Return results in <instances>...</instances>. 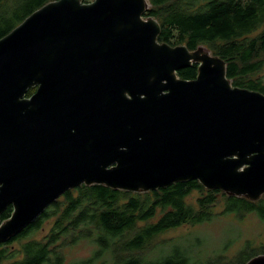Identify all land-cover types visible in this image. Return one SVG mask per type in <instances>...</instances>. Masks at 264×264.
Here are the masks:
<instances>
[{"label": "water", "instance_id": "obj_1", "mask_svg": "<svg viewBox=\"0 0 264 264\" xmlns=\"http://www.w3.org/2000/svg\"><path fill=\"white\" fill-rule=\"evenodd\" d=\"M149 8L56 0L0 40V245L83 185L264 196V94L233 86L204 46L159 42ZM193 64L196 79L178 77Z\"/></svg>", "mask_w": 264, "mask_h": 264}, {"label": "trees", "instance_id": "obj_2", "mask_svg": "<svg viewBox=\"0 0 264 264\" xmlns=\"http://www.w3.org/2000/svg\"><path fill=\"white\" fill-rule=\"evenodd\" d=\"M56 0H0V40L30 15ZM90 3L94 0H82ZM145 17L161 26L159 42L185 45L190 51L204 46L226 63L232 85L264 94V0H148ZM198 65L178 72L194 80ZM37 88L29 90L28 97ZM197 193L196 204L188 199ZM223 212L239 218L256 214L264 220V196L257 202L208 190L198 181L133 193L103 185L81 186L68 191L21 234L0 245V264H222L227 258L200 257L192 238L161 240L182 226L211 222L219 201ZM13 207L0 216L10 219ZM54 220L42 240L31 238ZM94 249L90 258L68 262L67 250L81 242ZM15 244L19 246L15 247ZM13 245V246H12ZM187 245V247H186ZM249 254L239 264L258 255L250 242ZM257 250V249H255Z\"/></svg>", "mask_w": 264, "mask_h": 264}, {"label": "rangeland", "instance_id": "obj_3", "mask_svg": "<svg viewBox=\"0 0 264 264\" xmlns=\"http://www.w3.org/2000/svg\"><path fill=\"white\" fill-rule=\"evenodd\" d=\"M197 197V193H194L187 200L188 203L195 205ZM219 202L214 210L215 217L211 222L199 226H182L169 231L163 235L161 240L192 238L188 245L195 246L197 244L195 251L201 253L200 257L216 258L218 254H223L227 260L222 264H239L243 261L244 256L249 254V251L245 249L246 242H250L254 252L260 254L259 249L264 248V220L256 214H249L243 218L232 213L222 214L224 204L222 200ZM54 220L47 221L42 229L31 238L42 240L49 232ZM17 246L19 245L15 244V247ZM93 249V245L85 241L77 244L67 250L68 262H78L90 258Z\"/></svg>", "mask_w": 264, "mask_h": 264}]
</instances>
